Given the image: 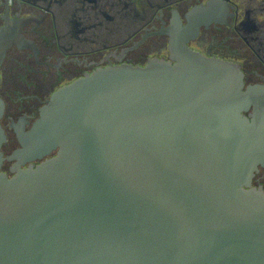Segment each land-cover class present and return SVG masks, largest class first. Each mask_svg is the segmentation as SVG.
Returning <instances> with one entry per match:
<instances>
[{
    "label": "water",
    "instance_id": "water-1",
    "mask_svg": "<svg viewBox=\"0 0 264 264\" xmlns=\"http://www.w3.org/2000/svg\"><path fill=\"white\" fill-rule=\"evenodd\" d=\"M12 43L0 32V68ZM4 112L0 264H264V89L240 66L187 50L98 70L9 158Z\"/></svg>",
    "mask_w": 264,
    "mask_h": 264
},
{
    "label": "flooded vegetation",
    "instance_id": "flooded-vegetation-1",
    "mask_svg": "<svg viewBox=\"0 0 264 264\" xmlns=\"http://www.w3.org/2000/svg\"><path fill=\"white\" fill-rule=\"evenodd\" d=\"M3 30L13 42L0 68L5 158L58 90L101 69L176 65L189 50L240 66L245 89H264V0H0ZM17 163L2 172L13 177ZM252 186L264 191V168Z\"/></svg>",
    "mask_w": 264,
    "mask_h": 264
}]
</instances>
